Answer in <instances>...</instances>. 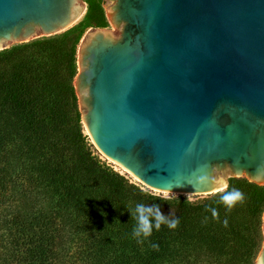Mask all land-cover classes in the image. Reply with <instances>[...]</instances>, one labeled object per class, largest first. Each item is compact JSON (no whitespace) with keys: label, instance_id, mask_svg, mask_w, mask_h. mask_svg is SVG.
<instances>
[{"label":"water","instance_id":"1","mask_svg":"<svg viewBox=\"0 0 264 264\" xmlns=\"http://www.w3.org/2000/svg\"><path fill=\"white\" fill-rule=\"evenodd\" d=\"M78 48L89 139L144 184L207 194L264 185V0H105ZM84 0H0V50L57 33ZM264 233V214H263ZM256 264H264V241Z\"/></svg>","mask_w":264,"mask_h":264},{"label":"trees","instance_id":"2","mask_svg":"<svg viewBox=\"0 0 264 264\" xmlns=\"http://www.w3.org/2000/svg\"><path fill=\"white\" fill-rule=\"evenodd\" d=\"M91 6L93 13L89 16L105 26L99 5L94 2ZM80 38L81 33L74 31L36 41L33 53L15 54L11 56L14 64L0 68V262L163 264L185 255L177 248L182 238L189 239L188 244L196 240L193 244L198 245L199 253L206 238L209 252L218 256L228 253L222 245L225 237L221 231L225 235L228 228L239 231L229 225L224 205L217 203L219 199L203 204L155 200L85 147L80 128L67 134L69 113L75 109L79 115L71 79L77 68L76 45ZM63 53L66 60L62 59ZM62 132L64 138L72 137L70 143L65 139L67 145L61 142ZM14 175L35 184L31 192L22 191L30 199L40 194L36 197L39 199H33L37 207L29 203L22 209L5 207L10 199H3V193ZM251 184L255 185L254 192L247 201L251 208L261 209L264 186ZM41 200L49 201L51 207L39 205ZM138 202L158 204L165 216L179 219L178 227L162 225L138 243L132 236L135 221L128 210L129 205L134 207ZM209 206L218 210V220L207 210ZM206 229L214 234H203ZM237 243L229 256L231 264H251V243L248 241L246 248ZM152 244H158L159 249H153Z\"/></svg>","mask_w":264,"mask_h":264},{"label":"rangeland","instance_id":"3","mask_svg":"<svg viewBox=\"0 0 264 264\" xmlns=\"http://www.w3.org/2000/svg\"><path fill=\"white\" fill-rule=\"evenodd\" d=\"M86 2V9L85 12L83 13V15L77 20L75 21L71 26H69L66 29H63L57 33L54 34H50V35H43V36H39L36 38H33L29 41L26 42H18V43H14L12 44L10 47L5 48V49H1L0 50V68L1 67H7L9 66L12 62L13 64L15 63L12 59L11 56L17 54H21L20 56H23L25 54V52H30L33 53L37 46L35 45L36 41L39 40H47V39H56V38H60L63 35L66 34H70L73 33L74 31H79L81 33V38L79 40V42L76 45V64H77V68H76V72L74 73V75L70 78L72 81V84L75 87V77L79 71L78 68V48L80 45V42L82 40V38L84 37L85 33L93 28V27H98L100 25H98L97 21L95 19H93L91 16H89L91 13H93V9L91 6V3H97L99 5V12H102L105 15V21H106V25L105 26H111L109 19L107 17V13H106V5H105V0H84ZM94 17V15H92ZM24 48V49H22ZM22 49V50H20ZM63 60H66V53H63ZM40 57V56H39ZM12 64V65H13ZM76 92V90H75ZM77 95V93H76ZM77 109L79 111V115L76 114V110L73 109L70 113H69V121L68 124L66 125V131L67 134H72L74 132V130L76 128H80V130L82 131V137H83V143L85 145V147H89L92 149V151L98 155L102 161L106 162L107 164L111 165L115 170H118L119 172H121L122 174L126 175L131 182L137 184L140 186V188L143 189V191L151 194V192L155 189V188H151L149 186H147L146 184H144L142 181H140V179H138L137 177H135L133 174H131L130 172H128L126 169H124L123 167H121L120 165H118L116 162H114L113 160H111L109 157H107L102 151H100L98 149V147L93 143V141H91V139H89L88 137V133H87V129L86 126L83 122L82 119V112L80 109V104H79V100H78V95H77ZM80 118V119H79ZM63 135L60 134V138H61V142L64 145H67V141L70 143L71 142V138L72 137H65L64 138V133L62 132ZM67 141H66V140ZM74 150V148H72ZM23 176V175H22ZM245 179V180H244ZM251 183H254L256 185L259 186H264V185H260L256 182L250 181L247 177L245 176H231L229 178V189L232 188H236L239 189L241 192H243L244 194V202L243 203H238L235 205L234 208H232L230 211L225 207V214L227 215L228 219H229V225H233L235 226L239 232H232L230 230V228H228L229 233L228 235H225L223 231L222 234L225 237V239L223 238L221 241L222 245L225 249H227L228 253L218 256V254H213L211 252H209L208 248H206L207 246V242H209V239L206 238L207 242H205L206 244H203V251L201 253H199L197 251L198 245H194L193 243H195L196 240H194V242H192L191 244H188L189 239L184 240L183 238L180 239V241H178L177 243V248H181L182 250H184L185 252L182 253L185 254L182 258H178L176 261L175 260H165L163 264H231V260L229 258L231 252L233 251L232 249L234 248V246L236 245V243L238 242L239 239L244 238L245 241L243 242H238L237 244L239 245L240 248H246L248 247L249 243H247L248 241L251 243V249L253 250L252 252V256H251V264H256V259L259 255V252L262 248V244L264 241V233H263V214H264V204L261 207V209H257L255 210L254 207L252 206L251 208V203L250 201H247V199H249V197H251L252 192H254V187ZM33 185H35L34 183H29L28 181H26L25 178L20 177L17 178V176H13L12 179L8 180V184L7 187L3 193V196H5L3 199H10L8 200V203L5 207H10L13 206L14 208H20L22 209L23 206H25L27 203H29L30 205L34 204L37 207V204H35V200L33 199H39L36 198L38 197L40 194L37 193L35 195L32 196L33 199H30L28 197H25L23 195V189H25L28 193L31 192L33 189L31 187H33ZM18 191H22V192H18ZM14 193V195H13ZM16 198H14L15 194ZM176 197H174L173 199L169 200L172 203L173 202H187V203H194V204H203L205 202H209V200L211 199H219V194H217L216 192L213 193H207V194H195V193H191V198L190 200H187L188 194L190 193H178V192H173ZM42 198V197H41ZM44 204V206L46 208L51 207V204L49 201H39V205ZM5 205V204H4ZM3 205V206H4ZM2 206V208H3ZM4 207V208H5ZM4 208L2 209V211L4 210ZM213 229V228H212ZM214 234L212 231L210 230H205V232L203 234ZM188 241V242H187ZM3 251L2 249L0 250V252ZM216 259H218V261H216ZM0 264H2L0 262Z\"/></svg>","mask_w":264,"mask_h":264},{"label":"clouds","instance_id":"4","mask_svg":"<svg viewBox=\"0 0 264 264\" xmlns=\"http://www.w3.org/2000/svg\"><path fill=\"white\" fill-rule=\"evenodd\" d=\"M199 185H207L211 183L215 187V191L219 194V200L217 203L223 204L229 211L235 207L238 203L244 202V194L239 189L232 188L229 189V184L227 180L223 177H215L203 175L198 178ZM151 195L155 200L168 201L176 197L171 189H154ZM191 193L188 194L187 200H190ZM128 210L132 213V220L135 221L132 236L137 239L138 243H143L152 236L153 231H159L162 225H166L170 229H175L178 227L180 221L178 218L172 219L169 216H165L160 209L158 204H145L138 202L134 207L128 206ZM208 211L214 219H219L218 210L214 207H208ZM207 217H205V221ZM224 226L227 227L228 221L225 219L223 221ZM151 247L155 250L159 249L158 244H152Z\"/></svg>","mask_w":264,"mask_h":264}]
</instances>
